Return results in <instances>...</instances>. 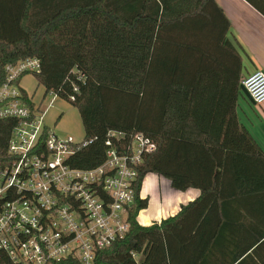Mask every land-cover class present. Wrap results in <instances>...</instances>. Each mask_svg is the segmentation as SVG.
Returning <instances> with one entry per match:
<instances>
[{
    "label": "trees",
    "instance_id": "16d2710c",
    "mask_svg": "<svg viewBox=\"0 0 264 264\" xmlns=\"http://www.w3.org/2000/svg\"><path fill=\"white\" fill-rule=\"evenodd\" d=\"M16 30L10 39L0 29V86L7 65L39 61L45 96L78 110L89 142L75 146L72 167L101 165L111 131L121 148L137 133L156 146L137 167L128 233L93 264H264V151L238 118L242 58L215 0H23ZM1 124L0 165L15 121ZM149 174L200 196L142 226ZM242 226L260 234L246 244L227 235Z\"/></svg>",
    "mask_w": 264,
    "mask_h": 264
},
{
    "label": "built area",
    "instance_id": "2783aa9c",
    "mask_svg": "<svg viewBox=\"0 0 264 264\" xmlns=\"http://www.w3.org/2000/svg\"><path fill=\"white\" fill-rule=\"evenodd\" d=\"M39 70L37 59L9 64L0 86V129L1 123L15 121L0 165V264L66 259L93 264L98 253L128 233L137 167L156 146L137 133L121 148L124 135L111 131L101 165L72 167L68 160L75 146L89 142L59 138L46 125L48 108L21 86L25 76ZM242 87L256 105L264 104L263 71L246 77Z\"/></svg>",
    "mask_w": 264,
    "mask_h": 264
},
{
    "label": "crops",
    "instance_id": "0c3cea01",
    "mask_svg": "<svg viewBox=\"0 0 264 264\" xmlns=\"http://www.w3.org/2000/svg\"><path fill=\"white\" fill-rule=\"evenodd\" d=\"M215 2L230 23L229 40L242 58L243 79L256 71L264 72V0H215ZM237 114L240 123L249 131L264 151V104L256 105L251 97H247L241 93L238 100ZM159 177V181L156 180V182L160 184L162 177ZM152 182L151 180V182L143 184L140 193L142 199H149L146 211L149 210L151 203L155 199L152 193L148 191L149 184H152ZM169 193L174 198L171 202V207L158 210L155 213L153 210L149 211V215L145 217L146 224L140 225L150 226L154 222L159 223L162 220L174 217L183 206L195 201L200 196V191L197 189L178 191L172 188V186ZM260 211L263 212L264 216V199L257 203V212ZM244 215L248 218V223L256 222L246 211ZM259 232L255 231L254 234L246 226H242L236 233L230 232V234L228 232L227 235L229 234L228 236L234 239L238 237L240 244H246L247 238L250 239L253 236H258Z\"/></svg>",
    "mask_w": 264,
    "mask_h": 264
},
{
    "label": "rangeland",
    "instance_id": "374dc122",
    "mask_svg": "<svg viewBox=\"0 0 264 264\" xmlns=\"http://www.w3.org/2000/svg\"><path fill=\"white\" fill-rule=\"evenodd\" d=\"M23 0H0V29L1 33L10 39H16L17 20L19 12L22 8ZM21 86L28 94H34L35 102H42V108L47 110L46 124L51 128L59 138L72 137L75 143H81L84 140V130L80 119L79 112L67 101L55 98L52 95L45 96V89L38 84L37 79L33 75H27L21 80ZM52 101L54 102L53 104ZM159 175L149 174L144 179L145 183L153 181L149 184L148 191L154 196L149 210H144L139 214V224H146V215L149 211L155 213L158 210L168 209L174 198L169 193L171 184L165 178H161L159 184ZM143 226V225H142Z\"/></svg>",
    "mask_w": 264,
    "mask_h": 264
},
{
    "label": "water",
    "instance_id": "95a60500",
    "mask_svg": "<svg viewBox=\"0 0 264 264\" xmlns=\"http://www.w3.org/2000/svg\"><path fill=\"white\" fill-rule=\"evenodd\" d=\"M241 90L243 94H245L247 97H250V95L247 93V91L243 87H241Z\"/></svg>",
    "mask_w": 264,
    "mask_h": 264
}]
</instances>
